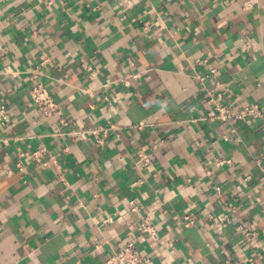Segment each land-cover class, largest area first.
I'll return each mask as SVG.
<instances>
[{"label":"crops","instance_id":"obj_1","mask_svg":"<svg viewBox=\"0 0 264 264\" xmlns=\"http://www.w3.org/2000/svg\"><path fill=\"white\" fill-rule=\"evenodd\" d=\"M43 55L51 118L28 96ZM0 104V264H101L129 242L155 264H263L264 124L204 117L264 106V0H0Z\"/></svg>","mask_w":264,"mask_h":264},{"label":"built area","instance_id":"obj_2","mask_svg":"<svg viewBox=\"0 0 264 264\" xmlns=\"http://www.w3.org/2000/svg\"><path fill=\"white\" fill-rule=\"evenodd\" d=\"M84 2H88L89 0H81ZM147 29V24L145 23L143 26V30ZM198 62L197 60L195 61ZM49 63V58L46 55H43L38 62V65L35 67V73L37 75V81L35 84L29 89L28 96L31 101V103L35 106V108L38 110V112L46 118H51L58 114L57 106L52 99L51 95L49 94L46 86L40 81L39 76H41L40 69L43 68L45 65ZM217 74V68H211L209 71V76L214 78ZM131 78L136 79L137 75H130ZM200 80H202V77H198ZM121 82H123L126 86L129 84V81L127 79H122ZM205 119H215L221 122H225L229 125V133H235L236 127L239 123H243L245 121H254L259 122L261 124H264V106L258 105V104H252V105H244L242 107H239L237 109L231 108L227 105H212V108L209 109L204 117ZM59 126L64 125V121L62 119H58ZM11 124V115L9 114L7 107L3 104H0V127L6 128ZM99 130H102L104 134L108 130H115L114 125H110L109 129H101L100 127H97L93 129L92 131H86V132H74L71 131L68 133V135L74 139H83L87 133H91L96 135ZM223 139L228 140L227 137H223ZM214 164L217 167H220L223 164H230V161L227 159H216L214 161ZM260 170L264 173V167L260 166ZM218 193V191H217ZM135 201L131 200L129 201V205L131 208V211H137ZM210 218L211 216L208 215ZM183 225L184 227H189L193 225V221L190 217V215L186 214L183 217ZM139 230L142 234H145L148 236L150 241H156L158 238V231L154 225L149 223L147 219H144L139 224ZM238 230L242 234L243 241L245 243H250L256 236L257 233L255 230H253L250 226L243 229L242 227H239ZM260 250L263 253V264H264V245L261 246ZM101 264H155L152 257L148 254L141 253L135 244L133 242L127 243L123 248H121L119 251L109 255L106 257ZM222 264H231L229 260H225L222 262ZM248 264H255L254 262H249Z\"/></svg>","mask_w":264,"mask_h":264}]
</instances>
